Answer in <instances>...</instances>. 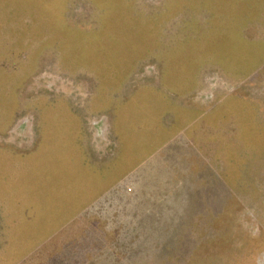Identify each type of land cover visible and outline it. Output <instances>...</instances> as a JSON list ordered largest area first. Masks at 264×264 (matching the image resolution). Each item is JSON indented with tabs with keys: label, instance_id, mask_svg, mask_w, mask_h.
<instances>
[{
	"label": "rangeland",
	"instance_id": "obj_1",
	"mask_svg": "<svg viewBox=\"0 0 264 264\" xmlns=\"http://www.w3.org/2000/svg\"><path fill=\"white\" fill-rule=\"evenodd\" d=\"M184 108L193 140L83 200L103 116ZM0 264H264V0H0Z\"/></svg>",
	"mask_w": 264,
	"mask_h": 264
},
{
	"label": "crops",
	"instance_id": "obj_2",
	"mask_svg": "<svg viewBox=\"0 0 264 264\" xmlns=\"http://www.w3.org/2000/svg\"><path fill=\"white\" fill-rule=\"evenodd\" d=\"M184 87L188 89L189 96L196 91H193V85L188 84ZM161 89L163 91H160L163 94L162 97H166V100L169 95L181 100L179 93L177 94L172 90L169 92L170 87L166 83L165 88L161 87ZM190 113L191 116H188L187 114ZM174 114L175 116H103L109 119V127L112 135L116 138L118 148L115 158L101 164L103 172L88 181L91 189L86 191V195H83V200L103 198L126 176L129 177L136 169H140L154 155L165 153L166 147L172 144L178 136L183 135L185 139L193 140V131L198 130L199 127L196 124L199 116H192L194 110L188 108L182 109V116H176L177 113ZM210 115L207 116V119L210 118L213 121Z\"/></svg>",
	"mask_w": 264,
	"mask_h": 264
}]
</instances>
